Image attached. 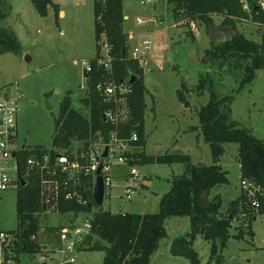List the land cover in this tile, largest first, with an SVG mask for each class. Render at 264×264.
I'll list each match as a JSON object with an SVG mask.
<instances>
[{
  "label": "rangeland",
  "instance_id": "1",
  "mask_svg": "<svg viewBox=\"0 0 264 264\" xmlns=\"http://www.w3.org/2000/svg\"><path fill=\"white\" fill-rule=\"evenodd\" d=\"M52 2L60 11L66 12L65 17L60 12L57 20L51 10L41 18L30 0H4L0 4V16H6L4 21L0 19V29L9 28L21 42L18 55L0 52V89L9 88L10 94L21 96L18 141L27 149H53L55 121L66 96H71L73 108L89 116L83 102L89 91L81 87L86 86L84 63L97 57L94 0ZM143 2L124 0V14L129 17L124 31L133 35L131 44L129 40L130 48L143 41L154 42L144 74V84L149 92L144 121L147 145L131 154L143 151L153 157L182 153L190 156L194 164H214L199 122V113L208 105L212 93L219 99L230 98L232 121L250 130L256 139L264 140V70L258 71L256 80L239 91L244 71L233 69L235 65L231 62L221 68L219 62H211L207 55L224 36L230 38L228 30L220 36L217 33L219 26L216 29L201 23L187 26V21L177 22L169 0H158L154 6ZM248 7L246 3L245 9L250 13ZM139 18L143 20L142 24L137 23ZM222 20L215 16L214 25ZM236 30L250 41H263L264 28L251 20L237 23ZM105 53L102 48L100 54ZM201 80L205 86L199 91ZM180 91L185 94L184 98L179 97ZM99 142L89 141L94 146H99ZM83 147L85 145L78 143L72 150L77 152ZM238 151L237 143L224 144L221 166L227 172L228 182L209 192L210 199L220 198V211L224 214L242 194ZM134 167L140 172V182L144 185L139 194L131 202L126 200L125 187L130 182L132 167L129 164L114 165L111 170L115 178L110 190L112 197H107L100 209L115 214L122 209L131 214H155L159 211L161 198L171 190L175 176L185 172L182 164H135ZM17 193V184L10 190L0 191V233L12 232L18 227ZM90 217L88 213L63 216L49 207V211L41 215V228L36 238L40 253L31 257L22 254L18 264H61L70 257L75 258V264H103L105 251L89 250L100 241L97 236H93L91 245L84 244L74 252L68 251L60 239L61 229L69 227L71 222L82 227ZM243 224L241 219L233 220L230 238L220 251V263H209L211 244L197 236L193 248L198 252L201 264H264V214L248 226ZM189 228V218L167 220V238L152 255L150 264H191L185 258L173 257L169 248L171 241L188 233ZM12 239L10 236L6 242L0 241V246L4 249ZM4 256L3 250L0 251V264L6 263Z\"/></svg>",
  "mask_w": 264,
  "mask_h": 264
},
{
  "label": "trees",
  "instance_id": "2",
  "mask_svg": "<svg viewBox=\"0 0 264 264\" xmlns=\"http://www.w3.org/2000/svg\"><path fill=\"white\" fill-rule=\"evenodd\" d=\"M30 1L41 18L46 17L52 9L55 18L59 20V6L52 0ZM262 1L247 0L250 13L245 9V0H169V4L176 21H187V26L201 23L208 28L212 26L216 28L213 18L223 17L217 33L221 36L228 30L230 38L224 36L221 43L214 45L207 55L211 62H219L221 68L227 62H231L235 65L233 69L244 71V77L239 83L241 91L256 80L258 71L264 70V34L263 41L255 43L237 32L236 25L240 21L251 20L264 28V10L260 5ZM3 3L4 0H0V4ZM94 18L97 57L90 60L93 71L86 81L88 95L83 99L89 116L73 108L70 95L65 97L60 106V115L55 121L56 129L51 149L53 155L58 149L71 152L78 143L87 145L90 140L98 142L101 138L106 142L115 129L103 119L110 107L97 90L98 85L107 78L106 72L96 65L104 45L108 46V54L113 59L112 71L117 81L128 82L132 75L137 76L136 82L131 86L133 93L128 98L130 121L125 125H119V135L121 138L130 139L137 133L138 140L131 142L134 150L144 149L147 145L144 121L148 109L146 97L149 92L144 84L145 70L136 60L130 59L129 36L124 32V0H94ZM0 19L4 21L6 16L1 15ZM20 50L21 42L15 33L9 28H1L0 52L18 55ZM203 86L204 81L201 80L198 90H204ZM179 97L184 98L185 94L180 91ZM230 101L228 97L219 99L212 93L208 105L199 113L201 134L203 140L210 145L214 164L209 166L194 164L190 156L182 153L153 157H148L143 151L127 154L131 166L153 163L184 165L185 172L175 176L171 190L160 200L157 213L115 214L97 208L92 197L94 180L89 177L82 178V186L78 189L89 198L87 204H81L75 198L67 199L62 192L59 194L56 212L60 215L77 216L83 213L91 215L92 234L85 239L84 244L91 245L93 236L98 237L101 242H96L94 248L88 249L105 251L103 264H150L152 255L167 238L165 223L173 218L190 220V231L175 237L169 245L173 257L185 258L191 264H201L199 254L193 248L196 237L201 236L212 247L209 262H221L220 251L225 248L230 238L233 220L238 218L245 224L246 219L241 217V213L244 210L251 212L248 210L246 194L242 192L241 196L231 203L226 214L220 211L219 197L210 199L209 192L213 188L228 182L227 172L221 166L225 143L239 145L237 157L242 181L252 182L264 194V140L256 139L250 130L241 128L238 123L232 121ZM47 150L28 148L19 155L23 176L28 155L33 152L43 155ZM25 181H27L25 187L21 184L18 187V227L7 233L13 236V239L3 249L5 253L3 260L6 262L4 264L9 261L19 262V256L22 254L31 257L40 253V243L36 238L41 228V215L46 213L40 196V181L35 176L25 178ZM259 199L261 209L259 213L251 212L249 223L264 214V195L259 196Z\"/></svg>",
  "mask_w": 264,
  "mask_h": 264
},
{
  "label": "built area",
  "instance_id": "3",
  "mask_svg": "<svg viewBox=\"0 0 264 264\" xmlns=\"http://www.w3.org/2000/svg\"><path fill=\"white\" fill-rule=\"evenodd\" d=\"M158 0H144L143 4L151 3L153 6ZM264 10V1L260 3ZM142 24L141 18L137 21ZM102 48L106 50L104 55L101 54L96 60V65L106 72V81L98 85L97 90L105 98V102L109 104V109L105 112L104 117L106 122L115 129L110 133V137L105 142L99 139V146H94L87 143L82 150L77 152L60 153L57 151L54 155L51 150H47L43 155L33 152L26 159V172L23 176L22 165L19 155L27 149L24 145H19L18 141V117L20 114V99L21 96L9 93V88L0 89V191L10 190L12 187H19L20 179L35 176L40 181V196L46 207V212L49 207L57 209L58 196L62 192L67 199H77L79 203L87 204L89 198L81 194L78 189L82 186V178L89 177L94 180L93 190L96 183V173L102 166L101 176L105 182V197H111L110 190L114 183V177L111 174L114 165L120 166L129 164L127 154L134 151L131 142L138 140L137 133H134L130 139L120 137L118 131L119 125L127 124L130 121V107H128V98L133 93L131 86L127 82H119L116 80L114 71H112L113 59L109 53V48L104 45ZM154 42L143 41L140 44L132 46L129 50L130 59L136 60L140 67L145 70L148 66V61L153 53ZM78 65V62H75ZM84 72L91 75L93 71L90 62L84 63ZM87 81V79H86ZM82 90L87 89V86H82ZM103 117V118H104ZM109 148L107 157H104L106 148ZM129 174L130 182L125 187V198L127 201H132L134 197L144 187L140 182V172L134 166H131ZM25 177V178H24ZM242 193L246 194L248 199V210L252 213H259L261 203L259 196L264 195L255 184L250 181L243 180L241 183ZM242 211L241 217L246 219L245 225H249V219L252 213ZM119 213H126L121 210ZM118 213V214H119ZM91 216V215H90ZM91 218L88 219L82 227H78L74 222L70 223L69 227L63 228L60 231V239L66 245L68 251L74 252L77 247L84 244L85 239L91 233ZM12 238V237H11ZM10 239L7 233H0V241L2 243ZM3 245L0 246L2 252ZM45 261L46 258L42 257ZM3 264V262H2ZM8 264H18L15 261H9ZM61 264H75V258L70 257L66 261H61Z\"/></svg>",
  "mask_w": 264,
  "mask_h": 264
},
{
  "label": "water",
  "instance_id": "4",
  "mask_svg": "<svg viewBox=\"0 0 264 264\" xmlns=\"http://www.w3.org/2000/svg\"><path fill=\"white\" fill-rule=\"evenodd\" d=\"M27 61H30V57H27L26 58ZM89 74L88 73H85V79H88L89 78ZM137 80V76L135 75H132L130 80L127 82L129 86H133V84L136 82ZM50 110H52L51 107H48ZM104 121L106 120V118L104 117L103 118ZM108 151H109V148L107 147L105 149V152H104V157H107L108 155ZM101 170H102V166H100L99 170L97 171L96 173V183H95V186H94V190H93V197H94V202H95V205L97 208H101V206L104 204V201L106 199L105 197V182H104V179L103 177L101 176ZM21 181V185L23 187H25L27 185V181H25L23 178L20 179ZM46 207L44 206V212H46Z\"/></svg>",
  "mask_w": 264,
  "mask_h": 264
},
{
  "label": "crops",
  "instance_id": "5",
  "mask_svg": "<svg viewBox=\"0 0 264 264\" xmlns=\"http://www.w3.org/2000/svg\"><path fill=\"white\" fill-rule=\"evenodd\" d=\"M53 1V0H52ZM52 9H50V11H51ZM50 11H49V13H50ZM61 12V16L62 17H65L66 16V12L64 11V10H61L60 11ZM124 18H125V21L126 20H128L129 19V17L127 16V15H125L124 14ZM222 19H223V17H222ZM223 21V20H222ZM221 24H222V22L220 23V24H216V26L215 27H217V26H221ZM94 25H95V22H94ZM94 28H95V26H94ZM125 32V31H124ZM63 32H61V34H62ZM125 34H126V32H125ZM126 35H128V34H126ZM129 36V40H130V44H131V40H132V38H133V35L131 36V35H128ZM96 58V57H95ZM95 58H92V59H95ZM91 60V59H90ZM75 62H77V61H75ZM74 62V63H75ZM85 81H86V79H85ZM112 197V196H111ZM173 219H176V220H180V219H182V218H173ZM173 219H171V220H173ZM190 231V230H189ZM170 245V244H169ZM210 263V262H209Z\"/></svg>",
  "mask_w": 264,
  "mask_h": 264
},
{
  "label": "flooded vegetation",
  "instance_id": "6",
  "mask_svg": "<svg viewBox=\"0 0 264 264\" xmlns=\"http://www.w3.org/2000/svg\"><path fill=\"white\" fill-rule=\"evenodd\" d=\"M25 147V146H24Z\"/></svg>",
  "mask_w": 264,
  "mask_h": 264
}]
</instances>
